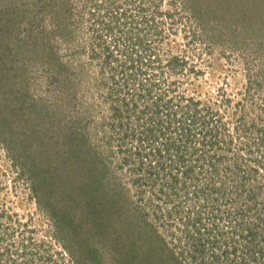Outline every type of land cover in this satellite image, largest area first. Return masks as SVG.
I'll return each mask as SVG.
<instances>
[{"label": "rangeland", "instance_id": "obj_1", "mask_svg": "<svg viewBox=\"0 0 264 264\" xmlns=\"http://www.w3.org/2000/svg\"><path fill=\"white\" fill-rule=\"evenodd\" d=\"M0 264H264V0H0Z\"/></svg>", "mask_w": 264, "mask_h": 264}, {"label": "trees", "instance_id": "obj_2", "mask_svg": "<svg viewBox=\"0 0 264 264\" xmlns=\"http://www.w3.org/2000/svg\"><path fill=\"white\" fill-rule=\"evenodd\" d=\"M97 171V173H99L98 172V170H96ZM81 174H78L77 175V178H76V180L73 182V184L71 185V187H70V190H69V197H68V201L70 200V202H68V204H71V207L70 208H66V212L64 213V215L65 216H68L69 218H70V214L72 215L73 213H74V202L72 201L73 200V192H78L77 190H78V188H79V186H81V185H79V182H80V180H82V179H80V176ZM86 180H89V182L90 181H92V183L94 184L95 183V181H96V177L93 175V173H91V176L89 177H87V176H83ZM84 182V180L80 183V184H82ZM87 195H89L91 198H92V196H91V193L89 194V193H87ZM98 199V196H95L94 197V202H96V200ZM67 204V207H69V205ZM87 214H88V216H90V211H88L87 212ZM64 217V216H63ZM101 230V229H100Z\"/></svg>", "mask_w": 264, "mask_h": 264}]
</instances>
